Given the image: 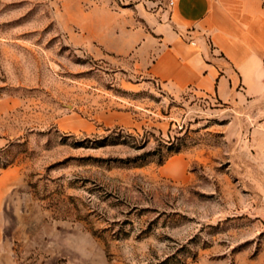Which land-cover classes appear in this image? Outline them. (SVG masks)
Wrapping results in <instances>:
<instances>
[{"label": "rangeland", "instance_id": "obj_1", "mask_svg": "<svg viewBox=\"0 0 264 264\" xmlns=\"http://www.w3.org/2000/svg\"><path fill=\"white\" fill-rule=\"evenodd\" d=\"M92 2L0 0V264H264L261 97L95 57Z\"/></svg>", "mask_w": 264, "mask_h": 264}, {"label": "crops", "instance_id": "obj_2", "mask_svg": "<svg viewBox=\"0 0 264 264\" xmlns=\"http://www.w3.org/2000/svg\"><path fill=\"white\" fill-rule=\"evenodd\" d=\"M74 19L71 40L95 57L129 60L173 91L264 103V0H93Z\"/></svg>", "mask_w": 264, "mask_h": 264}, {"label": "built area", "instance_id": "obj_3", "mask_svg": "<svg viewBox=\"0 0 264 264\" xmlns=\"http://www.w3.org/2000/svg\"><path fill=\"white\" fill-rule=\"evenodd\" d=\"M175 0H168V4L172 5L174 3Z\"/></svg>", "mask_w": 264, "mask_h": 264}]
</instances>
